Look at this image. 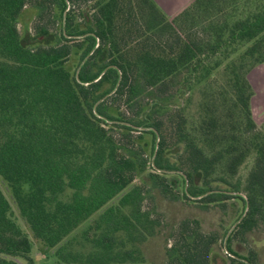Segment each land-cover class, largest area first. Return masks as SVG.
Returning <instances> with one entry per match:
<instances>
[{"label": "trees", "instance_id": "trees-1", "mask_svg": "<svg viewBox=\"0 0 264 264\" xmlns=\"http://www.w3.org/2000/svg\"><path fill=\"white\" fill-rule=\"evenodd\" d=\"M29 7L35 45L18 29ZM262 62L264 0H192L172 16L153 0H0V177L33 237L56 247L57 264H153L140 248L160 225L145 207L152 192L205 207L239 199L244 215L220 259L264 262L257 247L235 250L264 230V126L247 78ZM214 70L226 86L189 125L168 102L184 86L212 85ZM97 212L89 251L61 244ZM171 231L164 264H215L218 232L197 218ZM30 250L0 188V264H34Z\"/></svg>", "mask_w": 264, "mask_h": 264}, {"label": "rangeland", "instance_id": "rangeland-1", "mask_svg": "<svg viewBox=\"0 0 264 264\" xmlns=\"http://www.w3.org/2000/svg\"><path fill=\"white\" fill-rule=\"evenodd\" d=\"M180 11V10H179ZM178 11V12H179ZM177 13V12H176ZM174 13V14H176ZM36 14L33 7L25 8L18 19V29L25 44L35 45L42 43V39H38L33 32L32 22ZM174 14H167L172 16ZM72 63L70 69L76 63V59L70 61ZM247 78L252 89L250 98L251 115L255 123L259 127L264 126V62L256 64L247 73ZM225 77L220 71L214 70L212 72V85L206 81L193 84L191 89L183 88L178 90L175 98L168 102L169 107L183 106L184 112L189 120V125L196 123L200 107L204 101L209 98V95L221 86L225 85ZM149 129V128H142ZM147 153H149L147 151ZM152 155L150 156V160ZM252 165V156L250 155L239 167L237 177L243 182L248 170ZM181 179L178 177V186L181 185ZM139 181V179H138ZM0 188L8 198L11 208L12 216L18 225L26 232L31 240L30 257L34 264H57V257L55 255L56 247H48L40 240L33 237L28 225L20 216L11 191L7 183L0 177ZM152 197L145 199V207L151 210L152 216L160 221L157 232L152 237H149L140 245L144 258L147 262L153 264H164L166 262V245L171 239V230L175 227L178 221L184 218H197L201 223V228L204 232H218L222 238L215 246L213 258L215 264H223L220 257H224V253H228L226 247V238L234 229L239 219L244 215L245 206L239 199H230L229 204L223 208L218 205L202 206L197 202L187 200H170L161 196L157 192L151 193ZM238 195L244 196L243 192H238ZM117 197L112 199L108 204L116 203ZM99 212L93 214L90 218L80 223L68 236H66L61 244L66 248L76 252L86 253L90 250V244L86 240L87 233L85 232L93 220L97 217ZM240 215V216H239ZM88 232V235H90ZM258 240H262L258 242ZM256 241V242H255ZM255 242V243H254ZM264 243V230L261 227L254 229L248 236L246 243H240L235 246V250L244 253L248 247H257V250L264 252V248L260 244ZM244 245V246H243ZM20 264H25L22 259H17ZM228 264V263H227ZM264 264V262H261Z\"/></svg>", "mask_w": 264, "mask_h": 264}, {"label": "crops", "instance_id": "crops-1", "mask_svg": "<svg viewBox=\"0 0 264 264\" xmlns=\"http://www.w3.org/2000/svg\"><path fill=\"white\" fill-rule=\"evenodd\" d=\"M166 14H174L192 0H153Z\"/></svg>", "mask_w": 264, "mask_h": 264}]
</instances>
